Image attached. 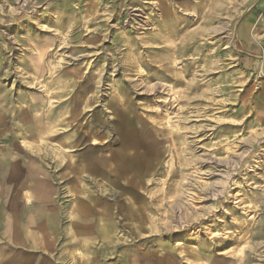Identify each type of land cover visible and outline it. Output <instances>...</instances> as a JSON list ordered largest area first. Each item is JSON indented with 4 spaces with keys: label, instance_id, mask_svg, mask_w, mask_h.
Returning <instances> with one entry per match:
<instances>
[{
    "label": "rangeland",
    "instance_id": "374dc122",
    "mask_svg": "<svg viewBox=\"0 0 264 264\" xmlns=\"http://www.w3.org/2000/svg\"><path fill=\"white\" fill-rule=\"evenodd\" d=\"M257 51L264 0H0V264H264Z\"/></svg>",
    "mask_w": 264,
    "mask_h": 264
},
{
    "label": "bare ground",
    "instance_id": "6f19581e",
    "mask_svg": "<svg viewBox=\"0 0 264 264\" xmlns=\"http://www.w3.org/2000/svg\"><path fill=\"white\" fill-rule=\"evenodd\" d=\"M210 21V20H209ZM207 25V24H206ZM155 40L156 41H162V40H164V41H162V43H165L166 42V39H164L162 36H158V37H156L155 38ZM161 43V42H160ZM166 52L167 53H171V52H173V51H171V50H166ZM171 64L169 63V62H167V63H164V64H162L161 66H160V68L158 69V72H165V71H171L172 70V67L170 66ZM134 68V67H133ZM129 71H132V68L129 70ZM171 73V72H170ZM175 76V75H174ZM168 77V76H167ZM144 78V77H143ZM150 78V77H149ZM170 78V77H169ZM147 79V78H146ZM147 81V80H146ZM159 89V88H158ZM156 91V90H155ZM33 121V120H32ZM31 121V122H32ZM35 123H36V126H37V121L38 120H36L35 119ZM39 122V121H38ZM112 122V121H111ZM33 123V122H32ZM28 126V125H27ZM30 127H33V126H30ZM112 128V127H111ZM34 129V128H33ZM37 129H39V132H45L46 130H45V128H42V126H40V127H38L37 126ZM130 159H133V158H130ZM135 159H137L136 157H135ZM130 161V160H129ZM117 162H119V159H118V157L117 156H111V158L110 159H108V158H105V160H104V163H103V168H104V171H103V174L106 176L105 178H106V182H108V184L107 183H105V186H107L108 187V185H110V184H113V186H118V185H121V180H125L127 183H128V187H126V188H131L130 186H134L135 188H137L138 187V185L139 184H142V186L143 187H146L147 186V184H146V182L145 181H141V180H138V182L136 181V182H134V179L136 178V174H132L131 175V177H130V175H129V177L128 176H126V174H130V172H131V167L130 166H132V165H135L133 162H129V164L130 165H128V163H127V161H124V162H121V163H119V164H117ZM111 166H113V167H111ZM122 170H125V172L126 173H123V172H121ZM146 174H147V172H146ZM114 179V181L113 182H111L110 181V179ZM125 178V179H124ZM134 182V183H133ZM174 192V191H173ZM159 199L161 200V201H159ZM157 198V199H155V201L158 203V202H163L164 200H165V197L163 196L162 198ZM151 202V203H156V202ZM160 204V203H159ZM167 204L165 203L164 205H163V207L164 206H166Z\"/></svg>",
    "mask_w": 264,
    "mask_h": 264
},
{
    "label": "crops",
    "instance_id": "0c3cea01",
    "mask_svg": "<svg viewBox=\"0 0 264 264\" xmlns=\"http://www.w3.org/2000/svg\"><path fill=\"white\" fill-rule=\"evenodd\" d=\"M251 59H249L251 61V63L256 65V68L260 69L263 73H264V51L255 53L254 55H250ZM261 66V68H260Z\"/></svg>",
    "mask_w": 264,
    "mask_h": 264
}]
</instances>
